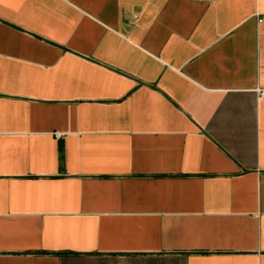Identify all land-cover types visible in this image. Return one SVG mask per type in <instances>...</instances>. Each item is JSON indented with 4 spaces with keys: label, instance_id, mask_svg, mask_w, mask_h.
<instances>
[{
    "label": "crops",
    "instance_id": "crops-1",
    "mask_svg": "<svg viewBox=\"0 0 264 264\" xmlns=\"http://www.w3.org/2000/svg\"><path fill=\"white\" fill-rule=\"evenodd\" d=\"M261 91L264 0H0V264H264Z\"/></svg>",
    "mask_w": 264,
    "mask_h": 264
},
{
    "label": "built area",
    "instance_id": "built-area-1",
    "mask_svg": "<svg viewBox=\"0 0 264 264\" xmlns=\"http://www.w3.org/2000/svg\"><path fill=\"white\" fill-rule=\"evenodd\" d=\"M260 96H261V97H264V91H261V92H260ZM57 138H61V135L58 134V135H57Z\"/></svg>",
    "mask_w": 264,
    "mask_h": 264
}]
</instances>
